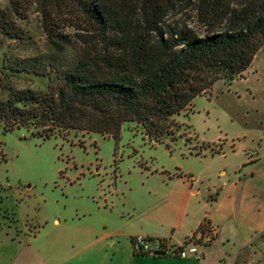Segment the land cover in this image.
<instances>
[{"label":"rangeland","instance_id":"obj_1","mask_svg":"<svg viewBox=\"0 0 264 264\" xmlns=\"http://www.w3.org/2000/svg\"><path fill=\"white\" fill-rule=\"evenodd\" d=\"M139 1L127 0L120 10L133 28L141 18ZM221 1L224 11L240 2ZM205 2L185 1L159 27L203 34L199 8ZM106 48L68 0H0L1 94L43 91L49 84L44 77L5 70L6 54L11 60L70 57ZM170 127L160 143L135 122L125 124L117 138L67 130L45 139L26 128H0V264H87L99 250L104 226H130L132 209L141 208L140 199L163 177H197L237 164L211 154L223 153L225 145L240 151L252 135L264 134V48L248 71L217 82ZM202 149L208 153L196 157Z\"/></svg>","mask_w":264,"mask_h":264},{"label":"trees","instance_id":"obj_2","mask_svg":"<svg viewBox=\"0 0 264 264\" xmlns=\"http://www.w3.org/2000/svg\"><path fill=\"white\" fill-rule=\"evenodd\" d=\"M185 1H139L141 18L133 28L121 18L127 0H68L109 48L70 57L11 60L6 54L5 70L44 77L49 84L43 91L0 93V128H26L45 139L67 130L117 138L125 124L135 122L162 142L173 118L217 82L242 76L264 48V0H240L230 11L221 0H207L199 8L203 34L160 28Z\"/></svg>","mask_w":264,"mask_h":264},{"label":"crops","instance_id":"obj_3","mask_svg":"<svg viewBox=\"0 0 264 264\" xmlns=\"http://www.w3.org/2000/svg\"><path fill=\"white\" fill-rule=\"evenodd\" d=\"M224 150L211 157L237 164L197 177L181 172L163 177L140 199L141 208L132 209L130 226H104L99 250L87 264H264V134L252 135L240 151L235 145ZM202 151L195 156L205 157L208 149ZM135 237L195 252L137 256Z\"/></svg>","mask_w":264,"mask_h":264},{"label":"built area","instance_id":"obj_4","mask_svg":"<svg viewBox=\"0 0 264 264\" xmlns=\"http://www.w3.org/2000/svg\"><path fill=\"white\" fill-rule=\"evenodd\" d=\"M133 252L137 256H156V251H165L166 255L181 256L188 250L190 253H194L195 249H188V247H182L180 249H174L164 240L149 241L143 237H135L132 240Z\"/></svg>","mask_w":264,"mask_h":264},{"label":"water","instance_id":"obj_5","mask_svg":"<svg viewBox=\"0 0 264 264\" xmlns=\"http://www.w3.org/2000/svg\"><path fill=\"white\" fill-rule=\"evenodd\" d=\"M155 254L157 256H165L166 255L165 251H156Z\"/></svg>","mask_w":264,"mask_h":264}]
</instances>
